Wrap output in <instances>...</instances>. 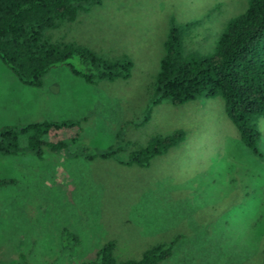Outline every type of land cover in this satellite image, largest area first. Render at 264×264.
<instances>
[{"label":"rangeland","instance_id":"rangeland-1","mask_svg":"<svg viewBox=\"0 0 264 264\" xmlns=\"http://www.w3.org/2000/svg\"><path fill=\"white\" fill-rule=\"evenodd\" d=\"M246 4L102 0L48 33L105 59L125 56L131 68L124 80L88 85L60 66L30 88L0 63V127L85 118L64 151L43 150L40 159L25 151L0 156V180L9 181L0 187V264H84L111 240L116 262L137 261L173 241L159 264H264V117L254 122L257 158L219 97L174 107L154 95L171 26L188 24L183 58L209 57ZM176 131L182 141L146 166L123 164L128 151ZM117 135L122 147L115 158L94 155L117 144Z\"/></svg>","mask_w":264,"mask_h":264},{"label":"trees","instance_id":"trees-1","mask_svg":"<svg viewBox=\"0 0 264 264\" xmlns=\"http://www.w3.org/2000/svg\"><path fill=\"white\" fill-rule=\"evenodd\" d=\"M101 1L0 0V63L21 85L30 88L41 87L43 76L60 66H66L71 75L88 85L128 78L131 62L125 56L105 59L76 43L52 40L48 34ZM246 1L244 12L227 23L209 57L183 58L181 33L188 24L170 27L154 78V95L155 102L167 100L174 107L197 98L219 97L224 115L236 129L240 142L260 158L254 122L264 117V0ZM70 60H75L76 66L69 65ZM149 114L147 109L141 124L147 122ZM83 121L85 118L2 126L0 156L25 151L40 159L43 150L64 151L77 141ZM20 138L25 140L23 149L18 147ZM116 138L117 144L94 155L115 158L122 147L119 135ZM182 139L181 131L151 137L144 146L128 151L123 164L146 166L150 159ZM7 183L8 180H0V187ZM172 246L173 241L156 244L137 261L116 262L115 242L111 240L84 264H159L169 258ZM18 258L23 260L21 255ZM262 259L264 263V247Z\"/></svg>","mask_w":264,"mask_h":264}]
</instances>
